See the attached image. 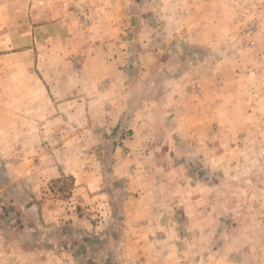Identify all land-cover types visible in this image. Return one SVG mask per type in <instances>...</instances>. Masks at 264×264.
<instances>
[{
  "label": "crops",
  "instance_id": "crops-1",
  "mask_svg": "<svg viewBox=\"0 0 264 264\" xmlns=\"http://www.w3.org/2000/svg\"><path fill=\"white\" fill-rule=\"evenodd\" d=\"M145 1L0 0V264H264V178L261 212L222 211L214 194L213 210L180 212L183 199L161 190L178 167L158 161L188 154L187 182L202 169L236 175L238 158L206 165L221 122L264 151V0H198L191 18L190 0ZM243 12L261 19L255 49L239 47ZM170 23L184 40L172 51ZM72 57L84 58L80 73ZM13 139L26 154L17 166L6 162ZM64 177L72 194L57 199ZM203 251L217 254L195 259Z\"/></svg>",
  "mask_w": 264,
  "mask_h": 264
},
{
  "label": "rangeland",
  "instance_id": "rangeland-1",
  "mask_svg": "<svg viewBox=\"0 0 264 264\" xmlns=\"http://www.w3.org/2000/svg\"><path fill=\"white\" fill-rule=\"evenodd\" d=\"M225 2H228L229 0H224ZM147 2V3H146ZM177 4H181L179 0H175ZM149 2L146 0L144 2L145 5H147ZM190 3L193 4L188 10V12H182L181 10L179 12H182L186 15V17L193 16L195 17L197 13V8L199 6L198 0H190ZM144 5V6H145ZM243 12L242 15H240L242 19V23L240 26V38L238 40L239 47H247L250 49H255L257 46L260 28H261V19L257 15H250L249 13ZM194 28V27H191ZM165 31L167 33H164L162 36H166L167 34L173 36L174 42L171 44V48H169L170 51L176 49L180 46V43L183 44L184 40L180 39V33L177 32L176 27L174 29L172 23H170L168 26L165 27ZM205 26H199L197 29H191L189 32L190 34L200 33L203 35L205 33ZM207 35V34H206ZM175 36V37H174ZM181 40V42H178ZM183 40V41H182ZM193 40V39H192ZM242 48V47H240ZM72 66L74 67L75 71L77 73H80L82 66L84 64V58L83 57H72L70 59ZM222 61V60H220ZM109 89V87H107ZM189 94L196 100H200L204 98V92L201 87L194 85L189 88ZM111 104L107 101L103 103L102 108V117L106 120L110 118V112H111ZM104 121V120H103ZM105 122V121H104ZM103 122V124H104ZM108 123V122H107ZM105 123V124H107ZM78 125H74L73 127L69 128L72 132L77 131L79 128ZM209 132V140L212 150L214 149L216 151V155L211 154L207 155L206 160L208 161L207 164H212L213 160L219 159L221 162H227L230 159V156L233 158L232 162H235V159H240V162H237L243 166L244 169L242 171L236 172V175L230 172H221L220 171H214L211 168L209 170L202 169L201 172H198L197 174L190 175L186 172V178L189 179V181L183 180V176H185V170H181V165H185L188 160H186V155L183 157V160H179L180 164L176 165L174 164L176 161L174 160L176 157V154H162L159 157V163L163 166H177V170H170L166 172V174L171 178L172 185L162 186L165 189L161 190L163 193L171 195V198H174L177 200H181V202L178 203H172L175 207L176 211L179 210L182 212L184 209V206H188L190 209L197 208V206H202L205 210H213L214 203H213V194L220 195L221 196V204L218 205V208L222 211H246V210H253L255 212H261L262 210V203H261V196L262 189L259 187V182L262 178H264V151H259L260 148H262L260 145L254 146L251 141L249 140L248 132L244 128H240L236 125H230L228 123H214L212 124ZM206 131V133H208ZM129 137V134H126L123 138L126 139ZM170 141V140H169ZM171 142V141H170ZM10 148H11V154L7 156L6 162L10 166H17L20 164L24 158L26 157L25 151L22 148V142L19 139H13V142L10 141ZM121 145H124L122 143L121 138ZM173 145V142L168 144V146ZM253 147V148H252ZM126 149V148H125ZM111 154V152L107 153V158ZM232 154V155H231ZM121 157L123 158V154H121ZM120 157V158H121ZM220 157V158H219ZM4 158H0V162ZM142 158H140L141 161ZM114 160H118V158H114ZM202 160V159H201ZM5 161V160H3ZM175 161V162H174ZM236 163V162H235ZM196 164V163H195ZM201 164V163H200ZM203 164V163H202ZM197 165V168L201 165ZM161 171V170H160ZM132 173V172H131ZM133 174V173H132ZM165 175V174H164ZM158 177L162 178L160 173L158 172ZM221 178V186L214 188L212 184L208 186V181H213L218 178ZM167 181V179H163ZM187 180V179H186ZM208 180V181H207ZM220 180V179H219ZM231 181L233 182V186L231 185ZM160 182V181H159ZM187 183V185L183 183ZM248 185V186H247ZM252 186V188H250ZM56 193L55 195L60 198H67L70 197L72 194V187L73 182L72 179L69 177L61 178L60 180L56 181L53 185ZM203 196H209L212 197L210 199L211 201H207L206 203L200 202V199ZM187 197L190 202H185L184 198ZM233 198V199H231ZM78 201V200H76ZM84 215H86L87 211L83 210L82 212ZM225 223H227V226L229 228L231 226V219L224 220ZM261 221V220H259ZM181 224V222H180ZM197 224V222H196ZM216 255V251H203V252H197L195 255H198L195 259H198L201 255L203 258V255ZM176 258L181 259V254L179 252H176ZM189 258V257H188ZM200 263L203 264H212L214 262V259L210 260L208 257H204V260H199Z\"/></svg>",
  "mask_w": 264,
  "mask_h": 264
}]
</instances>
